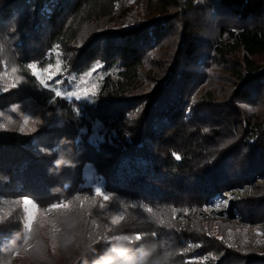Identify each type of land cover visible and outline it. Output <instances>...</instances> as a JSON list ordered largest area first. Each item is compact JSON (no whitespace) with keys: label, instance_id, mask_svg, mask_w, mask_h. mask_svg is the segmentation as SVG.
<instances>
[{"label":"trees","instance_id":"trees-1","mask_svg":"<svg viewBox=\"0 0 264 264\" xmlns=\"http://www.w3.org/2000/svg\"><path fill=\"white\" fill-rule=\"evenodd\" d=\"M116 1L0 0V67L4 59L17 69L19 81L0 95V103L29 97L47 105L53 92L39 89L27 65L43 68L50 62L47 50L56 46L67 49L62 59L68 74L99 61L116 69L118 87L95 104L72 99L59 105L65 115L61 127L22 135L0 130V196L5 200L0 264L14 261L2 242L11 236L15 248L23 235L24 197L40 207L67 203L62 213L98 220L97 242L88 244L87 229L70 241L74 264H193L185 258L200 241L201 250L215 249L220 257L209 264H264V255L254 251L236 252L232 263L224 262L231 248L221 238H209L202 224L178 222V211L173 214L174 207L202 205L222 189L264 173V125H253L251 114L240 107L264 102V68L253 61L264 55V0H144L158 17L129 29L92 32L82 43L79 25L112 17ZM201 10L207 18L216 17L217 37L205 39L193 30L191 16ZM231 57L240 73L227 79L228 88L218 97L207 88L194 95L209 78L222 79L216 70ZM111 84L106 78L103 86ZM95 131L101 137L93 138ZM43 133L59 153L34 149L30 137L41 140ZM87 162L102 178V191L112 197L103 208L83 184ZM259 195L236 206L248 219L264 221V196ZM136 234L140 239L130 242L110 238ZM25 257L42 264L35 252Z\"/></svg>","mask_w":264,"mask_h":264},{"label":"rangeland","instance_id":"rangeland-1","mask_svg":"<svg viewBox=\"0 0 264 264\" xmlns=\"http://www.w3.org/2000/svg\"><path fill=\"white\" fill-rule=\"evenodd\" d=\"M112 11V17H105L98 22L93 21L79 25V35L83 37L82 43L86 40L87 35L92 32L114 29V26L129 29L136 27L148 18H156L159 16L157 12L153 13L150 6L144 0H117L113 4ZM190 21L192 22L193 30L196 33H200V36L203 38L217 37L218 27L216 26V17L214 15L211 16L209 14L207 18L201 10L195 13V17L192 15ZM66 50L60 46L48 49L47 54L50 55V62L43 68L36 66L38 75L35 77L39 89L49 90V88H45L41 84L43 80L51 88H57L61 92V96L55 97L53 92V96L47 101V105L44 107L36 105L29 97L19 101L13 100L7 103H0V130L11 128L15 129L16 133L22 135L24 132H32L38 127L46 130L61 127L65 120V115L59 105L72 99L95 104L118 88L115 84L117 80L116 69L108 70L99 61H95L84 72L77 73L73 71L68 74L64 70L62 59V55ZM241 55L242 51L238 50L236 57L239 59ZM253 61L256 65H261L264 68V55L255 56ZM57 62L60 65L59 69L55 67ZM49 65H52L50 70L53 74L52 79H49V72L45 71V69L49 68ZM12 69L8 67L7 62L3 59L0 67V95L6 91L5 89L8 90L13 85L15 87L19 85V81L16 80L15 72ZM239 73L240 68L236 66L233 57H231L230 62L223 70H216V75H220L222 79L215 80L214 76L209 78L204 85L195 91L194 95L201 94L207 88L211 90L213 95L218 97L221 89L228 88L229 82L227 79H232L233 81ZM106 78L112 82L108 87L103 86ZM64 79L66 81H63ZM57 81L60 83L57 84ZM70 92H74L82 98L76 99V96L68 98L67 94ZM86 93L87 98H84ZM192 98L193 96L190 98L191 101ZM239 98L243 100L244 94H239ZM53 99L55 102H50ZM13 106H18L15 112L11 111ZM240 107L245 108L251 114L250 119L253 125L254 123L264 125L263 100L256 103L243 102ZM25 116L28 117L27 123L24 121ZM21 128L24 130L21 131ZM92 137H101V135L95 131ZM30 138V144L38 152L43 153L48 150L51 154L59 153L58 146L49 147L52 145V138L47 137L44 133L41 136V140H38L37 137ZM40 141L43 142L40 143ZM82 175L84 186L93 194L99 188L102 193L110 197L109 200L105 201L99 196L101 204L106 205L111 202L112 197L102 191V178L96 173L91 163L87 162L83 165ZM259 194L264 196V173L255 175L244 184L222 189L220 192L209 196L203 201L202 205L180 210L174 207L173 210L178 211L175 214L176 221L181 223L197 221L202 224L204 230L202 232H206L209 238H221L226 243V246L231 248L229 256L223 260L224 262L232 263L234 261L233 254L236 252L254 251L258 255H264V221L248 219L244 210L236 206L238 201H244L249 199V197H254ZM24 198L21 199L24 227L23 235L14 244L17 245L15 248L11 247V244L15 242L11 236L4 237L2 242V246L7 248L8 253L14 259L12 264H30L25 257L27 251L35 252V256L41 259L42 264H74L75 261L70 251V241L73 240V236H80L83 229H87L85 235H88V244L95 243L101 238L102 232L100 231V224L97 219H90L86 214L79 217L74 214L62 213L63 211L61 210L65 208H52L56 204L40 207L30 198L27 199L32 203L25 205L23 203ZM4 201V198L0 196V213L4 211ZM29 215L32 217L30 228ZM118 215L120 216L122 214L118 213ZM219 232H222L223 235L219 234ZM137 236L138 234L134 236L135 238L127 237L125 239L126 236L124 235H113L110 238L111 240L114 239L120 242H130L134 241ZM103 238L108 240V237ZM202 243L200 241L194 244L196 246L195 249L192 251L188 250L191 251V254L185 258L188 263L209 264L210 262L215 263L216 260L220 259L214 253L215 249L214 251L211 249L201 250L200 245Z\"/></svg>","mask_w":264,"mask_h":264},{"label":"snow or ice","instance_id":"snow-or-ice-1","mask_svg":"<svg viewBox=\"0 0 264 264\" xmlns=\"http://www.w3.org/2000/svg\"><path fill=\"white\" fill-rule=\"evenodd\" d=\"M51 67H52V65H49V68H48V69H45V71L49 72V79H52V75H53V74L51 73V71H50V70H51ZM55 67H56L57 69H59L60 65H59L58 62H57V64L55 65ZM27 68L31 70V75H33V76H37V75H38V71H37V67H36V65H34V64H28V65H27ZM12 71H13V72H16L17 69H16V68H13ZM59 83H60V82L57 81V84H59ZM41 84H42L45 88H49L50 91L54 92L55 97H60V96H61V92H60L57 88H51V87H50L45 81H43V80L41 81ZM13 87H15V85H13ZM5 90H7V89H5ZM67 95H68V98H71L72 96H76V99H81V98H82V97H80L79 95H77V94L74 93V92H70V93H68ZM84 98H87V93L85 94V97H84ZM50 102H55V101H54V99H53V100L50 101ZM17 107H18V106H13L12 109H11V111L15 112V111L17 110ZM27 120H28V117L25 116V117H24V121H25V123H27ZM23 130H24V129L21 128V131H23ZM95 194H96L97 196H101V197L103 198V200H105V201H107V200L110 199V197H109L108 195H105L104 193H102L101 190H100L99 188H97V189L95 190ZM77 199H79V198L77 197ZM23 203H24L25 205H28V204H30V203H32V202H31L29 199L24 198ZM68 206H69V205H68L67 203H59V204L53 205L52 208H67ZM100 207L103 208L104 205L101 204ZM217 207H219V205H217ZM147 211H148V212H151L152 209L149 208V209H147ZM185 211H186V210H185ZM173 214H175V210H173ZM28 220H29V228H30V227H31V222H32V217H31V215H29ZM112 223H113V224H116V223H117V218H113ZM125 239H127V237H125ZM136 239H140L139 235L136 237ZM121 255H123V253H121Z\"/></svg>","mask_w":264,"mask_h":264},{"label":"clouds","instance_id":"clouds-1","mask_svg":"<svg viewBox=\"0 0 264 264\" xmlns=\"http://www.w3.org/2000/svg\"><path fill=\"white\" fill-rule=\"evenodd\" d=\"M121 253H123V255H124V252H120V255H121ZM123 255H121V256H123ZM108 264H111V261H109Z\"/></svg>","mask_w":264,"mask_h":264}]
</instances>
